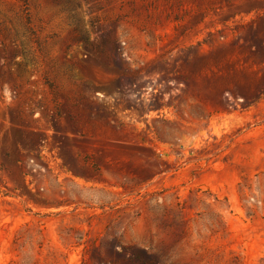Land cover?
Segmentation results:
<instances>
[{
	"label": "rangeland",
	"instance_id": "rangeland-1",
	"mask_svg": "<svg viewBox=\"0 0 264 264\" xmlns=\"http://www.w3.org/2000/svg\"><path fill=\"white\" fill-rule=\"evenodd\" d=\"M0 264H264V0H0Z\"/></svg>",
	"mask_w": 264,
	"mask_h": 264
}]
</instances>
